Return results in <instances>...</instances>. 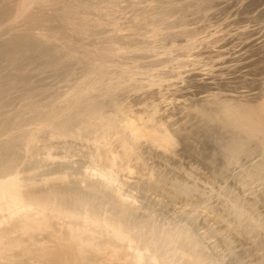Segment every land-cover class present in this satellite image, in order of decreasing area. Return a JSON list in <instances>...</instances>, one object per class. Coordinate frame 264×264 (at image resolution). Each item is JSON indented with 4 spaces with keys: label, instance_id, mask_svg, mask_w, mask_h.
Wrapping results in <instances>:
<instances>
[{
    "label": "rangeland",
    "instance_id": "obj_1",
    "mask_svg": "<svg viewBox=\"0 0 264 264\" xmlns=\"http://www.w3.org/2000/svg\"><path fill=\"white\" fill-rule=\"evenodd\" d=\"M45 1L28 6L30 8H27V19L33 15L34 18L38 15L44 17L49 15L48 18L52 22L48 20L49 23H40L41 26L36 29L30 26L31 20L29 23L19 21L18 27L16 23L12 25L13 30L6 31H9V35L6 33L5 37L4 33L3 36L4 31L0 34V130L15 131L21 128V122L23 125L27 124L28 120L23 123L25 118L30 120L28 121L30 124H36L52 116L51 114L58 113L61 108H67L82 94L86 101L94 103L93 108L96 104L100 112L107 114L111 112L109 117H114L117 124H121V121L131 126L139 124L137 122L139 116L141 123L146 127L153 126V129L157 130L155 134H165L169 147L163 148L165 141L161 142L162 148H155L159 146V142L154 144L153 140L143 142L147 140L143 138L145 134H140L137 140L141 138V144H151L157 156L159 152L165 156L169 154L167 160L169 164H173H164L161 160H151L149 156H145L149 164L153 162L159 176L153 170V175L150 178L145 177L146 180L136 175L127 179L130 186L127 183L126 190L133 188L135 195L139 197L138 201L141 202L136 203L141 204V208L137 205L139 211L145 208L144 210L156 215L158 221L162 218L163 222H158L156 218H151L153 214L149 217L150 220L157 222L158 226L163 225L173 231L184 230L187 237L189 235L192 238H188L184 245L196 241L201 247V249L198 247V251L200 250L202 257L205 258L204 263L210 264L212 260H217L211 264L218 262L221 264L222 260V264H264V222L259 224L251 218L249 222L241 220L238 212L240 202H245L249 196H259L261 202H264V148H262L264 144L259 139L263 134L248 129L247 126V121H254L257 118L264 127V0H55V3L54 0H51L52 2L48 0L47 3L49 1L52 3L50 6H53V3L56 5L58 2V5L61 3L60 8H56L58 5H55V8L49 6L40 11L41 4ZM62 3H67L64 5L67 10H64ZM31 7L37 12L32 11ZM53 8L62 11H53ZM62 13L65 16L68 13V17L70 15L69 23L72 21L70 24L68 21L64 22L68 17ZM55 15L63 18L53 17ZM97 18L102 21H99L101 25L97 23ZM77 20L80 23H76ZM73 23L80 24L78 26L82 28L73 26ZM45 31L49 35L44 33ZM41 35L46 38L43 39ZM115 44L117 47H128L129 50L123 49L108 57V65L111 68L93 70L85 63L84 57L90 55L86 53L87 49L91 48L90 51L93 49L91 52L108 49L107 52L110 53L109 50L114 49ZM26 46L29 50L25 48ZM82 54L84 55L81 57ZM119 66L125 67L129 73L125 75L118 73ZM74 72L77 74L74 75ZM87 72H90L88 76ZM168 77L170 79H167ZM66 89L71 90L67 92ZM60 92L63 94L60 95ZM61 103L64 104L61 106ZM50 109H53L52 112ZM67 118L62 119L63 124ZM227 119L230 122H227ZM17 121L20 123L19 127ZM7 124H11L9 128ZM236 124L240 125L237 127ZM145 126L141 128L145 130ZM82 127L73 130L75 134L79 133V140L77 136L71 140V128H67L68 131L63 137L54 139H50V134L47 133L44 140L45 138L53 142L59 140L55 143L58 147L55 152L61 156L64 152L61 150L63 146H66V149L75 148L76 144L78 147L79 142L83 141L81 138H90L87 133L90 128L87 130ZM127 129H134L135 134H139L135 126ZM162 137L161 140H165ZM238 137L241 138L237 140ZM61 140L63 142L67 140V144H63ZM69 140L74 145L68 142ZM137 140L134 141L135 144ZM256 141L258 145H255ZM17 144L21 145L20 142H14L4 149L12 148L7 151L13 150L12 153L15 151L13 154L17 158L21 156L22 159L21 146H18V149ZM143 152H149L147 146H143ZM81 156H74L71 159L74 166L71 162L68 161L69 165L64 161L76 168L83 161ZM187 156L189 160L185 163L183 158ZM175 157L178 160L181 158L183 168L175 164ZM195 158L205 160L203 163L207 162L205 166H209L211 162L221 170H215L213 172L215 176L211 178V174H205L203 168L199 170L201 164H197ZM188 164L189 166L195 164L193 174L190 173L191 168L187 166ZM57 165L54 167L58 168ZM67 165L63 163L59 167ZM200 172L201 176L198 175ZM163 183L167 186H163ZM216 185H220L221 189ZM241 185L244 188L241 192L244 194L239 192ZM249 200L253 201V205H249L250 208H247L248 205L241 206L245 208L241 210L243 218L245 215H251L257 208L264 214L263 204L260 205L251 198ZM253 216H257V212ZM164 220L167 223H164ZM258 224L259 227L255 226ZM172 260L173 264L180 262L173 257ZM180 263L183 264L182 260Z\"/></svg>",
    "mask_w": 264,
    "mask_h": 264
},
{
    "label": "bare ground",
    "instance_id": "obj_2",
    "mask_svg": "<svg viewBox=\"0 0 264 264\" xmlns=\"http://www.w3.org/2000/svg\"><path fill=\"white\" fill-rule=\"evenodd\" d=\"M38 1H45V0H0V32H1L0 34H2V31H4L3 36H4V33H5V37L7 36L6 33H8L9 35L10 34L9 31L8 32L6 31L9 29L13 30L14 28L12 27L13 24L17 23L16 25L18 27L19 21H23L24 23L25 22L29 23V21L31 20L30 26H33L36 29L41 26L40 23L48 22V20L51 21L48 18L49 15L48 17H44L38 14H36V16L38 15V17L36 18H34V15L31 14L33 15V17L31 16L32 17L31 18L28 16V19H27V15H26V12L28 10L27 8H30L28 6H30L33 3L37 5V3H39ZM50 1L49 3H47L48 0L47 2L45 1L46 3L44 2V4H41L42 7L38 5V7H40V11L42 8L44 10V8L49 7L52 4L50 3ZM54 3H55V0H54ZM54 3H53V6L55 8L56 4ZM65 4L67 5V3H64L62 6L64 7V10H67L65 9L66 8L64 6ZM36 5H34L35 6L33 7L34 9L36 8ZM59 5H61V3ZM59 5L56 8H60ZM53 6H50V7H53ZM73 6L71 7L74 8ZM33 8H32V11L37 12ZM56 10L54 9L53 11H56ZM59 10L57 12H59ZM47 12H49V8ZM40 14L43 15V13H40ZM67 15L68 13L66 14V16L65 15L63 16L67 18L68 17ZM56 16H59V15H55L53 17H56ZM63 16H59V18L62 19ZM71 18L73 19V15ZM78 20L80 21V19ZM78 20L77 22L76 21L75 22L78 23L79 22ZM66 21H68L69 23L70 15L67 18V20H64V22ZM99 21H100V18L97 20V23L101 25L100 22L102 21L100 22ZM81 22H84V21H81ZM74 23H73V26L77 25ZM97 23H94V24H97ZM78 25L80 26V24ZM17 27L16 29H18ZM69 31L71 32V30ZM17 32L15 33L17 34ZM19 32L21 31L19 30ZM44 33L49 35V33H47L46 31ZM31 34L29 33V35ZM153 34H155V31H153ZM44 38L46 37L43 36V39ZM7 41L9 40L7 39ZM115 46L116 47H114V49H112L111 47L112 50H109L110 53L107 52L108 49L107 50L98 49L99 51L94 50L93 52H91L93 49L91 51L89 50L91 48L87 49L88 51L86 53H89L90 55L88 54L89 56H87L84 53L87 56V57H84L85 63L90 65L92 69L96 68L97 70L111 68L108 65L107 58L110 57L111 55L113 56L115 53L123 51V49L129 50L128 47L127 48L120 47V46L117 47V44H115ZM25 48L28 49L27 46ZM81 53H83V51L80 52V54ZM84 54H82L81 57ZM126 63H129V62H126ZM117 68L119 70L118 73H121L124 75L129 73V72H126L125 67L119 66ZM85 70H87V68ZM143 71H145V69H143ZM99 72H97V74H99ZM106 73L108 74L109 72H106ZM76 74L77 73H75L74 75ZM88 74H90V72L89 73L87 72V76ZM134 76H136V74H134ZM138 76H141V75L139 74ZM60 79L62 81V77ZM167 79H170V78L168 77ZM118 83L120 82H117V84ZM159 87L161 88L160 85ZM66 90L68 92L69 89H66ZM97 91H101V90H97ZM61 94L63 93L60 92V95ZM65 94L67 93L65 92ZM83 97L84 96L82 94L81 97L73 100L69 105L67 104L68 105L67 108L66 107L61 108L60 110L57 109L58 110V113L56 112L57 114L56 113L51 114L52 116H49L47 118L45 117L46 118L45 120H41L37 122L36 124H30V122H28L30 120L24 117L25 121H23V123H26V120H28L27 124H24L28 126H24L21 122V125L23 126L20 125L21 128L16 129L15 131L9 132V131L0 130V264H173L174 261L172 260V257L177 260H180V262L182 260L183 264H207V263H204L205 258L202 257L203 255L199 252L200 250L198 251V247L199 249H201V247L198 246L196 241L191 242L190 244L188 243L187 245L186 244L184 245V242L188 240V238H191L189 237V235L187 237V234L184 233L185 232L184 230H183L184 232L183 231L180 232L181 230L176 231V229L175 231H173L172 229L166 228V226L156 225L157 222L155 223L154 220L149 219L151 214H153L151 211L150 213L149 211L144 210L145 208L144 209L142 208L143 210L139 211V207L141 206V204L140 205L136 204L137 202H139L137 199L139 197L135 195L134 193L135 190H133V188H131L132 190H129V189L126 190L127 185L129 184L127 179H129L130 177H134L132 175H136L141 178L142 177L150 178L153 175V170H155L153 166V162L149 164V160H147L145 156H149L151 160H161V163L169 164V160H167V158H169V154L166 153L167 156H165V154H161V152H159V156H157V152H153V146H151V144H141V138L137 140V137H139L140 134H145L143 135V138H147V140H143V142H149V140H153V142H155L154 144H158L157 142H159V146H155V148H162L163 144H165L163 148H167V146L169 147V144H167V138H165V134H155L157 130L153 129V126L146 127L145 124L141 123L142 121L140 117L137 116V114H139V111H137V114H135V116H137V122H139V124H136V123L133 124V126H135V130H139V134H135L136 131L134 132V129H129L130 131L127 129V128H133L131 124H127V123L123 124V121H121V124H117L114 120V117H109L111 116V112L110 114L100 112L96 104H95V108H93L94 103H91L92 101L90 102L86 101ZM110 100L111 98L109 99V101ZM116 100L115 102H117ZM123 102H125V100H123ZM63 104L61 103V106ZM225 104L227 103L225 102ZM59 105L60 104H58V108H59ZM159 106H161V104ZM50 110H47V112ZM101 110H103V108H101ZM117 112H119V108H117ZM129 114H133V112H129ZM113 116H115V114H113ZM19 117L22 118V116H19ZM66 117H68L67 121L66 123L64 122L65 124H63L62 119ZM121 118L123 117L121 116ZM256 120L247 121L248 129L259 131L264 136V127L262 123L258 121L257 118ZM227 122H230V120H228ZM239 122L241 121L239 120ZM19 124L17 121V127H19ZM10 125L7 124V128H9ZM238 125L236 124L237 127ZM81 126H83L82 128L87 129V130L88 128H90V130H88L87 132L88 135H90L89 136L90 138L88 139L81 138V140L83 141L79 142V146L76 147L77 145L76 144L75 148L71 146L72 148H68L69 150L66 149L67 148L66 146H65L66 148L63 146L64 149L61 148V150H64V152L62 153L61 156L57 154V152H55L56 149L58 150V147L56 146L55 143L59 142V140H55V142L47 138H45L44 140V137L47 133L50 134L49 135L50 139L63 137V135L66 134L65 132L68 131L67 128H71L70 130L71 140H74L73 138H76V136H77V140H79V133L75 134V131L73 132V130H75V128L80 129ZM122 126L123 127L127 126V128H122ZM141 126H145V130H143ZM237 127L235 128L237 129ZM3 130H5V128ZM61 130H63V132H61ZM250 135H252L251 131H250ZM161 136H163L162 138H165V140H161ZM240 138L238 137L237 140H239ZM262 138H259V139H260V142L264 144V138L263 140ZM117 139H120V140H117ZM255 139H257V137ZM135 140H137V144H135L134 142ZM14 142H17V143L20 142L21 144V145L17 144L16 146L17 148L18 146H21L20 150L22 152L21 154L22 159H20L21 156L19 155L20 154L19 151H18L19 154L16 153V155L20 157L17 158L13 154L15 151L13 153H12L13 150L7 151L12 148L4 149V148H7L6 146L13 145ZM61 142L63 144H67V140H65V142L61 140ZM68 142H71V141L69 140ZM161 142H163V144H161ZM256 142L257 143H255V145L256 144L258 145V141ZM71 144H73V142H71ZM59 145H62V144H59ZM143 146H147V150H149V152H143ZM262 148L264 147L262 146ZM173 150H175V148H173ZM59 151H60V148H59ZM167 151H169V149ZM201 152H203V148H201ZM151 154H153V156H151ZM74 156H81V158H83V161L82 163H80L81 164L80 166L76 163L75 166L78 165V167L76 168L73 167L74 165L71 162L72 161L71 159L74 158ZM205 156H207V154H205ZM180 159L179 160L176 159L175 164H177L179 168H183V166H181ZM60 160L61 161L65 160L67 163L69 161L71 162L73 166L72 165L69 166L70 165L69 163H68L69 165H67L65 161L61 162ZM183 160H185V163H186L187 160H189V156H187V158H183ZM195 160H197V158H195ZM204 161L205 160H201V158L197 160V164H201V166H199V170L203 168V172H205V174H211V178H213V176H215L213 172H215V170H221V168H219V166H213L211 162H209V166H205L207 162L203 164ZM58 162H61L62 164L61 163L59 164ZM139 162H141V164H139ZM63 163L64 165H67V166L59 167L60 165L62 166ZM54 165H57L58 168L57 167L55 168ZM169 165H173V164H169ZM177 166L175 168H177ZM187 166H189V164ZM211 166H213V168H211ZM189 168H191L190 173L193 174V171L195 170V169L193 170V168H195V164H191ZM205 168H207V170H205ZM155 174L159 176L156 170H155ZM217 174H219V172H217ZM194 175L197 176V174H194ZM198 175L201 176V172ZM223 176H225V174H223ZM207 179H210V178H207ZM155 182H157V180H155ZM159 184H161V182H159ZM235 184L237 183L235 182ZM163 186H167V185L163 183ZM216 186H219V189H221L220 185H216ZM242 189H244L243 185L239 187V192H241ZM241 194H244V193L241 192ZM241 194L239 195L241 196ZM250 198L253 199L258 204L260 203L263 204V209H264V202H261V198H259V196H256V197L249 196V198H247L245 202L241 201L239 204L240 209L238 210V212L240 213V217L242 218L241 220H247V222H249V218H251V220L252 219L256 220L260 224V222H264V214H263V211L259 212L258 208L255 211L257 212V216H253V214H255V212H253L251 215H245V218H243V212H241V210H244L245 208H241V206L248 205L247 208H250V206L253 205V201L249 200ZM257 198H259V202H257ZM160 199L161 198L159 197V201ZM137 205L139 207H137ZM219 214L221 213L219 212ZM155 216L156 215L153 214L151 218H156ZM156 219L158 221V218ZM161 219L158 222H161V221L163 222V220ZM164 223H167V222L164 220ZM259 224L255 226L259 227ZM253 238H255V236H253ZM249 243H253V242H249ZM204 257H206L205 254H204ZM206 260L208 261V259ZM216 261L212 260V262H216ZM218 261H220V259ZM180 262H177L175 264H179ZM220 262L223 263L222 260ZM218 263H215V264H218Z\"/></svg>",
    "mask_w": 264,
    "mask_h": 264
}]
</instances>
